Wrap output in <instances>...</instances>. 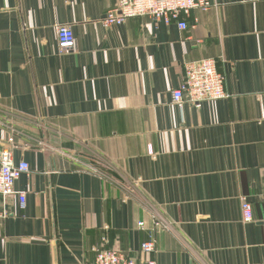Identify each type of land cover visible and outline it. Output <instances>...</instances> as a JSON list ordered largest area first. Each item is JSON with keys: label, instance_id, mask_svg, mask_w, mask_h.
<instances>
[{"label": "crops", "instance_id": "obj_1", "mask_svg": "<svg viewBox=\"0 0 264 264\" xmlns=\"http://www.w3.org/2000/svg\"><path fill=\"white\" fill-rule=\"evenodd\" d=\"M116 1L0 0V148L30 168L14 183L23 208L0 197V264H92L109 248L264 264V0H210L184 30L145 16L106 27ZM201 58L228 96L174 103L184 63ZM34 123L57 145L32 142Z\"/></svg>", "mask_w": 264, "mask_h": 264}, {"label": "built area", "instance_id": "obj_2", "mask_svg": "<svg viewBox=\"0 0 264 264\" xmlns=\"http://www.w3.org/2000/svg\"><path fill=\"white\" fill-rule=\"evenodd\" d=\"M218 3L219 0H213ZM114 8L108 9L102 19L106 27L127 21L129 18L145 16L155 21L163 20L165 24L176 22L181 30L187 28L184 16L193 9L207 10L212 6L210 0H117ZM55 34L61 47L70 48L74 43V35L67 24H56ZM215 60L201 58L184 63L183 79L178 87L171 90V98L176 104L189 102L199 106L204 100H217L228 96L224 89V75L218 71ZM29 164L20 160L14 162L12 148H0V197L7 198L16 195L20 206L25 204V192L14 190L15 181L22 175H29ZM264 201V187H263ZM240 209L243 222L253 220L251 203L245 196L241 197ZM6 211L0 213V219L5 217ZM140 221L137 226H143ZM141 250L150 253L155 250V243L151 240L141 242ZM92 264H154L151 260H137L128 257L116 249H99Z\"/></svg>", "mask_w": 264, "mask_h": 264}, {"label": "rangeland", "instance_id": "obj_3", "mask_svg": "<svg viewBox=\"0 0 264 264\" xmlns=\"http://www.w3.org/2000/svg\"><path fill=\"white\" fill-rule=\"evenodd\" d=\"M31 126L33 129V132L35 134H37V136H34V135L31 136V139H33L32 142H34L37 145H44V146L49 145V143L51 145H54V146L57 145L54 140H50V139L46 138L47 136H46V133L44 131L45 126L41 125V123H34ZM20 141H23V140H20ZM51 145H49V146H51Z\"/></svg>", "mask_w": 264, "mask_h": 264}, {"label": "trees", "instance_id": "obj_4", "mask_svg": "<svg viewBox=\"0 0 264 264\" xmlns=\"http://www.w3.org/2000/svg\"><path fill=\"white\" fill-rule=\"evenodd\" d=\"M96 255V254H95ZM127 256V255H126ZM129 257V256H128Z\"/></svg>", "mask_w": 264, "mask_h": 264}]
</instances>
